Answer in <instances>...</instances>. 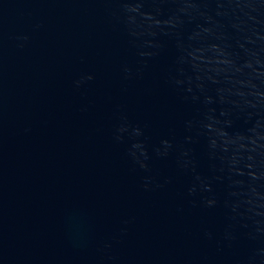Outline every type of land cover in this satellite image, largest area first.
Returning <instances> with one entry per match:
<instances>
[{
  "label": "water",
  "instance_id": "1",
  "mask_svg": "<svg viewBox=\"0 0 264 264\" xmlns=\"http://www.w3.org/2000/svg\"><path fill=\"white\" fill-rule=\"evenodd\" d=\"M0 264H264V0H0Z\"/></svg>",
  "mask_w": 264,
  "mask_h": 264
}]
</instances>
